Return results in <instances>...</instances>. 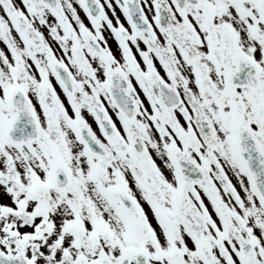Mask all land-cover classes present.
<instances>
[{
  "label": "snow or ice",
  "instance_id": "6c2138e0",
  "mask_svg": "<svg viewBox=\"0 0 264 264\" xmlns=\"http://www.w3.org/2000/svg\"><path fill=\"white\" fill-rule=\"evenodd\" d=\"M0 264H264V0H0Z\"/></svg>",
  "mask_w": 264,
  "mask_h": 264
},
{
  "label": "flooded vegetation",
  "instance_id": "af4514ba",
  "mask_svg": "<svg viewBox=\"0 0 264 264\" xmlns=\"http://www.w3.org/2000/svg\"><path fill=\"white\" fill-rule=\"evenodd\" d=\"M0 46H2V45H0Z\"/></svg>",
  "mask_w": 264,
  "mask_h": 264
}]
</instances>
